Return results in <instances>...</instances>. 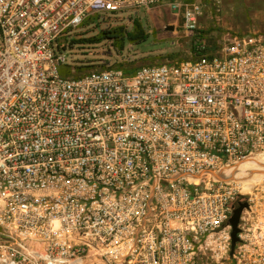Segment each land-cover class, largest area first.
Masks as SVG:
<instances>
[{"label":"built area","instance_id":"built-area-1","mask_svg":"<svg viewBox=\"0 0 264 264\" xmlns=\"http://www.w3.org/2000/svg\"><path fill=\"white\" fill-rule=\"evenodd\" d=\"M224 1L0 0V264H258L239 233L229 256L240 193L214 174L264 155V31L61 71L90 14L166 6L195 35Z\"/></svg>","mask_w":264,"mask_h":264},{"label":"rangeland","instance_id":"rangeland-1","mask_svg":"<svg viewBox=\"0 0 264 264\" xmlns=\"http://www.w3.org/2000/svg\"><path fill=\"white\" fill-rule=\"evenodd\" d=\"M135 22L146 37L132 42L124 38V33H137ZM114 29L119 35L108 38ZM258 31H264V0H225L224 8L218 13L207 8L201 29L195 35L183 29L181 21L164 7L93 13L59 38L58 44L64 49L67 61L61 71L66 75H80L106 67L134 71L143 65L191 60L217 52L227 34ZM234 181L243 197L249 196L257 186H264V177L254 181L249 189L241 181ZM223 264L236 263L228 258Z\"/></svg>","mask_w":264,"mask_h":264},{"label":"crops","instance_id":"crops-1","mask_svg":"<svg viewBox=\"0 0 264 264\" xmlns=\"http://www.w3.org/2000/svg\"><path fill=\"white\" fill-rule=\"evenodd\" d=\"M224 2L220 8H224ZM246 200L247 207L242 210L238 224L240 241L249 262L255 261L256 254L259 256L257 263L264 264V187L253 189ZM252 246L257 249L252 250Z\"/></svg>","mask_w":264,"mask_h":264},{"label":"bare ground","instance_id":"bare-ground-1","mask_svg":"<svg viewBox=\"0 0 264 264\" xmlns=\"http://www.w3.org/2000/svg\"><path fill=\"white\" fill-rule=\"evenodd\" d=\"M218 177L227 180L241 181L249 189L254 181L264 177V158L255 156L245 161L238 162L220 171Z\"/></svg>","mask_w":264,"mask_h":264},{"label":"water","instance_id":"water-1","mask_svg":"<svg viewBox=\"0 0 264 264\" xmlns=\"http://www.w3.org/2000/svg\"><path fill=\"white\" fill-rule=\"evenodd\" d=\"M218 175L219 174H214V176L216 177H218ZM246 207H247L246 197L239 196L233 205L232 214L229 218L230 238H231L229 256L233 255L236 243L239 241L238 233L240 229L238 227V224H239L241 212Z\"/></svg>","mask_w":264,"mask_h":264},{"label":"trees","instance_id":"trees-1","mask_svg":"<svg viewBox=\"0 0 264 264\" xmlns=\"http://www.w3.org/2000/svg\"><path fill=\"white\" fill-rule=\"evenodd\" d=\"M135 31H137V33H134L132 31H127L126 33H124V38H126L127 40L129 41H132V42H136V41H141L143 40L145 37H146V34L144 33V30L141 28V26L139 25V23L135 22ZM115 29L111 32V35L107 36L108 38H116L118 35L115 34ZM122 34V33H120ZM123 36V35H122ZM98 39H96L97 41ZM121 47V45H120ZM197 51V54L199 55V51L198 49L196 50ZM127 72H132V71H127Z\"/></svg>","mask_w":264,"mask_h":264}]
</instances>
